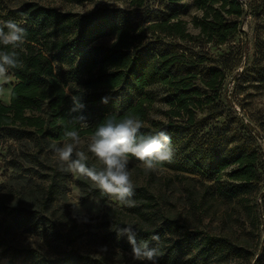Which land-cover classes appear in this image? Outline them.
I'll use <instances>...</instances> for the list:
<instances>
[{"label": "trees", "instance_id": "1", "mask_svg": "<svg viewBox=\"0 0 264 264\" xmlns=\"http://www.w3.org/2000/svg\"><path fill=\"white\" fill-rule=\"evenodd\" d=\"M60 1L81 4L92 0ZM145 1L130 0L135 15L102 9L79 17L34 2L10 6L0 0V20H15L27 30L25 43L16 50L23 67L10 70L14 84L9 104L0 101V140L13 143L10 148L17 146L30 166L41 167L39 159L46 161L53 144H62L64 133L73 129V116L82 115L89 123L86 129L75 126L84 139L107 116L122 118L131 114L142 120L143 133L164 130L171 137L173 161L158 168L195 181H216L217 175L229 170L227 178L235 185L209 194L228 203L257 193L260 176L256 155L228 148L225 143L202 135L197 119V114L211 108L218 98L224 73L202 67L203 60L196 64L186 48L165 42L170 38L191 44L202 39L207 44L225 45L238 33V24L230 18L243 15L241 5L236 0H192L193 7L202 14L192 20L199 33L192 36L186 24L178 20L176 11L172 15L140 14ZM164 1L177 5L183 0ZM143 18L145 24L150 23L144 28ZM147 33L156 37L148 41L144 35ZM106 38H112L109 45L98 44ZM0 50L11 48L0 45ZM153 87H160L165 94L161 99L165 110L158 111L163 120L150 117L156 102ZM71 95L81 97L86 106L83 111L70 112ZM104 97L108 98L107 103L101 102ZM130 162L140 164L134 157ZM87 164L94 165L89 161ZM30 166L27 170L36 174ZM40 178L39 184L15 191L16 203L4 205L3 212L15 230L39 238L44 248H12V260L20 264H104L103 259L67 245L65 223L56 216L60 184L54 181L58 176L53 173ZM76 184L85 198L95 197L102 203L115 201L114 205L119 206L106 208L101 219L109 242L122 252L131 253V246L127 236L118 237L116 230L131 225L138 241L147 240L150 247L159 248L157 264L254 261L247 242L233 243L191 230L170 216L157 217L154 197L144 187L134 185V205L129 207L103 196L86 177L78 175ZM12 194L13 189L9 188L3 200ZM153 235H158L159 240L153 241ZM3 242L0 239V248L5 246ZM255 264H264V250Z\"/></svg>", "mask_w": 264, "mask_h": 264}, {"label": "rangeland", "instance_id": "2", "mask_svg": "<svg viewBox=\"0 0 264 264\" xmlns=\"http://www.w3.org/2000/svg\"><path fill=\"white\" fill-rule=\"evenodd\" d=\"M4 1L10 6L34 2L79 17L102 9H119L136 14L130 6V0H92L81 4L60 0ZM236 1L241 5L243 15L239 19L230 18L238 24V33L225 45L207 44L202 39L191 44L170 38L165 39V42L186 48L196 64L203 60L205 63L202 67L217 68L224 73L225 80L218 98L211 108L198 113L197 119L202 135L225 143L228 148L256 155V170L260 176L258 192L232 203L211 198L210 193L224 191L228 186L235 185L227 178L229 170L217 175L216 181H195L163 168L146 171L140 164L133 162H129L128 168L133 184L146 188L153 195L157 217L170 216L191 230L225 238L233 243L245 245L244 242H247L249 251L254 255L252 264H255L264 250V0ZM174 11L178 20L186 24L187 32L197 36L199 33L194 29L192 20L201 18L202 14L193 7L192 0H183L177 5H170L164 0H146L145 9L140 14L155 12L172 15ZM145 21L143 18V28L150 25L145 24ZM144 35L148 41L156 37L151 33ZM111 42L112 38H106L98 44L109 45ZM13 84L12 78L5 87L11 88ZM151 92L156 102L150 117L163 120L158 111L165 110L161 102L165 97L164 91L160 87H153ZM0 101L9 104V96H0ZM89 143V138L81 139L80 150L88 156L87 161L102 167L88 151ZM9 144L0 140V239L5 243L0 248V264H20L11 258L12 248H44L39 238L15 230L5 216L3 207L16 203L15 191L20 187L39 184L40 175L51 176L53 173L58 176L54 182L60 184L55 202L56 216L65 223L69 235L67 245L81 253L103 259L104 264H149L135 261L131 253L115 248L106 237L101 218L106 208L116 206L115 201L102 203L95 197L85 198L76 184L78 175L61 169V162L53 149L48 152L46 161L44 158L39 159L43 166L38 167L30 166L19 148L14 145L10 148ZM29 166L33 167L36 174L32 173L33 170H27ZM61 179L63 181L59 182ZM9 188L13 189V194L3 200Z\"/></svg>", "mask_w": 264, "mask_h": 264}, {"label": "clouds", "instance_id": "3", "mask_svg": "<svg viewBox=\"0 0 264 264\" xmlns=\"http://www.w3.org/2000/svg\"><path fill=\"white\" fill-rule=\"evenodd\" d=\"M26 35L27 30L21 23L11 19L0 20V45L11 48V51L0 50V96L12 94V89L5 86L10 84L13 78L10 70L23 67L16 50L25 43ZM71 101L72 113L81 112L86 107L80 96L71 95ZM101 102L107 103L108 98H102ZM71 123L73 129L64 133L62 145L52 146L61 162V169L88 178L103 196L112 197L129 207L134 205L132 197L135 195L128 168L130 158L134 157L139 161V166L146 171H155L164 163L173 161L174 149L171 137L166 131L145 134L141 131L143 122L139 117L131 114L122 118L109 115L97 124L95 131L89 136L88 151L102 167L89 166L88 156L80 150V132L75 127L79 125L80 129H86L89 123L82 115L73 116ZM116 231L118 237L127 236L135 261L157 264L159 248L150 247L147 240L138 241L133 226L126 225ZM151 239L158 241L159 236L153 235ZM104 250L106 251V248Z\"/></svg>", "mask_w": 264, "mask_h": 264}]
</instances>
